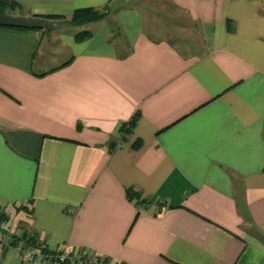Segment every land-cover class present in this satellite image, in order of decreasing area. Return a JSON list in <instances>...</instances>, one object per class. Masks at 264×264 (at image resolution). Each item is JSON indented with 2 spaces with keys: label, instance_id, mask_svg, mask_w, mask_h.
Segmentation results:
<instances>
[{
  "label": "crops",
  "instance_id": "crops-1",
  "mask_svg": "<svg viewBox=\"0 0 264 264\" xmlns=\"http://www.w3.org/2000/svg\"><path fill=\"white\" fill-rule=\"evenodd\" d=\"M15 1L61 17L0 25V264H86L24 260V232L109 264H264V0ZM86 6L108 11L77 39Z\"/></svg>",
  "mask_w": 264,
  "mask_h": 264
},
{
  "label": "trees",
  "instance_id": "trees-1",
  "mask_svg": "<svg viewBox=\"0 0 264 264\" xmlns=\"http://www.w3.org/2000/svg\"><path fill=\"white\" fill-rule=\"evenodd\" d=\"M18 6L17 2L15 0H0V7L3 12L5 13H12V10L15 9ZM11 12V13H10ZM106 14V11L103 12L102 10L92 7V6H86V7H78L76 8L73 13L71 14L70 18L74 23L80 24V23H87L89 21L98 20L104 17ZM33 17H39L42 19H49V18H57L61 17L58 14H47V15H40V16H33ZM16 27V26H15ZM31 28H41V27H31ZM91 34V31L89 29H83L78 32H76L75 37L77 39L87 37ZM130 193L132 194L131 197L136 196L138 201H143L142 198L138 195L136 191L133 189L130 190ZM1 215V221H5L8 219V215L4 214L2 211H0ZM1 228V224H0ZM1 231V230H0ZM5 231V229H4ZM14 239V242L17 244L18 241H23L25 245H35L38 243L36 238L34 236H29L27 232L24 233H17L12 235ZM105 260H108V257H105Z\"/></svg>",
  "mask_w": 264,
  "mask_h": 264
},
{
  "label": "built area",
  "instance_id": "built-area-1",
  "mask_svg": "<svg viewBox=\"0 0 264 264\" xmlns=\"http://www.w3.org/2000/svg\"><path fill=\"white\" fill-rule=\"evenodd\" d=\"M11 239V235H9L7 231H0V244L9 243ZM16 246L22 258L27 261H32L36 258H41L43 260L52 258L56 260L57 263H63L68 258H75L79 261L85 262L86 264L104 263L103 261L108 263V260H105L104 256L96 254L91 255L88 250H83V252L80 253H74V255H70L66 250L52 252L47 249L46 243L43 241H40L35 245H25L23 241H18Z\"/></svg>",
  "mask_w": 264,
  "mask_h": 264
},
{
  "label": "rangeland",
  "instance_id": "rangeland-1",
  "mask_svg": "<svg viewBox=\"0 0 264 264\" xmlns=\"http://www.w3.org/2000/svg\"><path fill=\"white\" fill-rule=\"evenodd\" d=\"M100 10H102L103 12H105V11L107 12L108 11V9H105V10L104 9H100ZM165 16H166V14H165ZM165 16L163 15V18H161L163 20V23L165 24V28H159L155 32V35L157 37H165V36L171 37L172 35H170L168 29L172 30L173 33H175V29L176 28H174V26H172V24H171L172 18H169V17L166 18L167 16L166 17ZM107 22L111 26V33L109 34V38H111L117 44L124 46V43L121 42L123 40L124 34H123V32H122V30H121V28L119 26L120 24H119L118 19L115 20L114 18L109 17ZM63 23L66 24V22H63ZM96 24L97 23H95V24L94 23H84V25H81L80 27L76 28L73 24L69 23L68 27H66L64 29L67 30V31L69 30V31L78 32L80 30L89 28V29H92L93 31H100V32H97V35H98V33H102V26L101 25H96ZM174 39H175L176 43H178V45L183 46L182 44H180V42H178V39H176V38H174ZM63 57H65V56H63Z\"/></svg>",
  "mask_w": 264,
  "mask_h": 264
},
{
  "label": "water",
  "instance_id": "water-1",
  "mask_svg": "<svg viewBox=\"0 0 264 264\" xmlns=\"http://www.w3.org/2000/svg\"><path fill=\"white\" fill-rule=\"evenodd\" d=\"M0 25L16 27H41L51 28V23L39 17H25L16 14H9L2 11L0 7Z\"/></svg>",
  "mask_w": 264,
  "mask_h": 264
}]
</instances>
